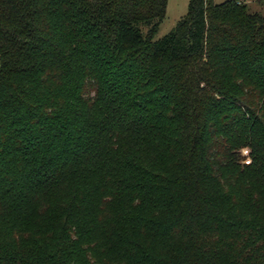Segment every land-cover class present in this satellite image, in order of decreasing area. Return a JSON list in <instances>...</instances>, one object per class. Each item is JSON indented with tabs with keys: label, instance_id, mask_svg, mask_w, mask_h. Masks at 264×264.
Masks as SVG:
<instances>
[{
	"label": "trees",
	"instance_id": "trees-1",
	"mask_svg": "<svg viewBox=\"0 0 264 264\" xmlns=\"http://www.w3.org/2000/svg\"><path fill=\"white\" fill-rule=\"evenodd\" d=\"M166 2L0 0V264H264V0Z\"/></svg>",
	"mask_w": 264,
	"mask_h": 264
},
{
	"label": "rangeland",
	"instance_id": "rangeland-1",
	"mask_svg": "<svg viewBox=\"0 0 264 264\" xmlns=\"http://www.w3.org/2000/svg\"><path fill=\"white\" fill-rule=\"evenodd\" d=\"M214 3L220 4L228 0H212ZM249 5L251 11L260 9L259 4L255 0H237ZM190 0H167L166 12L163 20L160 22L153 39L157 40L168 34L176 25L177 21L184 17L187 13ZM142 32H146V28H142ZM247 149V148H244Z\"/></svg>",
	"mask_w": 264,
	"mask_h": 264
},
{
	"label": "built area",
	"instance_id": "built-area-1",
	"mask_svg": "<svg viewBox=\"0 0 264 264\" xmlns=\"http://www.w3.org/2000/svg\"><path fill=\"white\" fill-rule=\"evenodd\" d=\"M242 153H243V155L245 156V159H244V164H249L250 163V158H249V156H248V149H243L242 150Z\"/></svg>",
	"mask_w": 264,
	"mask_h": 264
}]
</instances>
